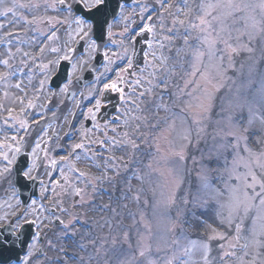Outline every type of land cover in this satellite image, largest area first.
I'll use <instances>...</instances> for the list:
<instances>
[{"label":"clouds","instance_id":"clouds-1","mask_svg":"<svg viewBox=\"0 0 264 264\" xmlns=\"http://www.w3.org/2000/svg\"><path fill=\"white\" fill-rule=\"evenodd\" d=\"M52 2L25 5L44 14L31 22L47 18L48 9L65 15ZM184 5L169 0L161 6L164 20L177 21L172 48L153 61L155 72L142 69L150 90L143 100L133 97L134 105L120 104L115 122L103 125L106 136L91 130L81 136L90 93L100 89L97 82L77 83L91 60L73 74L67 91L56 93L57 112L49 120H63L46 133L56 137L50 151L63 148L75 166L90 152L96 171L74 178L83 199L73 207L67 193L64 223L31 243L27 264H264V0ZM21 52L17 48V56ZM57 71L59 84L64 71L55 65L46 76ZM67 92H78L70 105L64 104ZM81 140L88 146L77 154L72 145ZM105 187L107 202L99 196ZM216 231L225 243H214Z\"/></svg>","mask_w":264,"mask_h":264},{"label":"rangeland","instance_id":"rangeland-1","mask_svg":"<svg viewBox=\"0 0 264 264\" xmlns=\"http://www.w3.org/2000/svg\"><path fill=\"white\" fill-rule=\"evenodd\" d=\"M33 3H39V0H2V2H0V17H3L2 19L0 18V37H4L5 34H7L8 32H11L13 30H20V31L24 32V30L26 29L27 30L26 34L29 36V41L31 42V40H32V46H29V47H27V46L26 47L10 46L7 48H5V47L2 48V46H0V115L1 116L4 115L6 118H8L9 115L17 114V117L15 119L16 123L19 121L24 123V122L28 121V118H29V120L30 119L33 120L34 118L38 117L42 113V109H44L45 103L48 100L51 101L50 97L47 96L48 94L46 92L47 88L45 86L46 85L45 74L42 75L40 68L36 71V73L34 75L27 76V77H20L19 76V72L24 66H28V65L32 66V62L37 64L36 59H35V61H33L32 56L29 55L28 57H25L24 53H34L35 54L34 57H36V58L39 56H42L40 53V48H42L40 42L38 41V39L36 37L30 35V29H27L25 26L26 22L31 23L32 28L34 26H37L39 24L40 20H38L37 22H31V21H33L34 17L44 15L41 9H36L35 11H33L30 9V7H28L30 9V13L29 14L24 13V11L27 9V7H25V5H31ZM149 4H151L150 7H152L154 5L152 0H147V3H145V0H144L143 6H146V10L150 8ZM184 6H185L184 3L181 6V2H179L177 4L178 8L181 7L180 9H183ZM9 8H11L12 11L6 12L5 10L9 9ZM131 12H133V11H131ZM137 12L139 13L138 10H137ZM49 15H50V9H48L47 18L50 17ZM163 15H165V14L162 13L159 15V17H161ZM135 20H136V18L134 17L131 21V24ZM43 21H44V19H43ZM148 25H153L155 28V31L150 32V34H151L150 42H153V46L151 47V49L149 47V50L147 52L148 55H146L147 60H153L152 53H155L156 58L154 60L159 61L160 60L159 58L161 56H164L166 53H168L169 49L172 48L173 41L168 42V41H165L163 39L164 36H169V37L174 36V35H170V31L172 30V20L171 19L164 20V25H165L164 28H161L159 19L154 20V21H149ZM160 43L164 44L163 48H160L158 46ZM179 43H180V41H175V44L177 46L179 45ZM58 45H55L52 42L49 44V46L46 48L47 49L46 58L42 59V57H41V59H42L41 63H48V60L49 61L53 60V58L49 59V55L52 53L50 49H51V47H57ZM87 47L88 46H86V48ZM17 48L23 49V52H21L19 54V56H17V54H16ZM173 51H174V49H173ZM69 56H71V54H69ZM3 60H8L9 64L7 66H5L2 63ZM22 61H23V63H22ZM145 67H146V63H145V66L143 68H145ZM150 70L153 71V69H151V68H150ZM140 72H141V70L138 73H136V78L140 77V75H139ZM29 77H31V79H29ZM42 80L44 81V86H43L44 88H41V85H40V81H42ZM16 85H19V87H16ZM144 87H145V85H144ZM144 87H138V88L141 89L142 91H144ZM41 96H47V97H41ZM143 99H144V97H143ZM143 99H141V100H143ZM72 100H71V102H72ZM29 101H31L33 106H31V107L29 106ZM102 105L103 104L101 103L100 108H99L100 110H101ZM100 110H95L93 115H95V117H96L97 111L100 112ZM88 117L92 118L89 115H88ZM12 123H13V121H12ZM54 123H58V121L53 122V124ZM50 124H51V122L48 125H50ZM83 124H84V122H83ZM98 124L101 126L100 129H103L104 124L99 123L96 119L94 120V124L90 127V129L99 135L102 132H98L96 130V126ZM26 125H28V124H26ZM49 128H48V130H49ZM47 133H50V132L48 131ZM21 136H22V132H21L20 128L16 127L13 131L7 132L4 130L2 125L0 126V140H4V141L9 143V142H11L10 138L14 137V138H16V141L19 143ZM31 139H32V130L28 136V142L30 145H32ZM50 139H55V136H52L51 138H49V136L45 134V136H42L37 140V142L40 143V148L38 149V154H39L38 158L40 160V163L45 165L44 167L46 168V171L48 172L47 175L44 174L43 176L39 177V178L44 179V181L47 178L48 179L51 178V174H53V176H56L58 171H59L58 169H52L51 171H48L50 166L47 164V162L44 159V149L50 150V147L48 146V141ZM12 143H14V142L12 141ZM87 146L88 145H86V147ZM34 149H35V143L33 144L32 152L34 151ZM57 153H58L57 149L55 151H50V155L53 157H57ZM7 154L9 155V159H11L9 152H7ZM77 154H79V153H77ZM15 156H16V154H15ZM14 161H15V159H14ZM33 165H32V169L34 168ZM77 165L81 166L82 171L88 173V175L93 174L96 171L94 165L91 163V153H87L86 155H84L82 158V161L78 162ZM13 166H14V163H11V164L7 163L5 165L0 166L1 167L0 168V186L3 183L2 181L5 177L8 179V177L13 175V178L10 179L8 182L7 190L10 192L12 198L15 201V206H14L13 211H12L13 213H11L9 215L6 214V216H4V217H7V218L2 217L0 219V225H3L4 223L6 224L9 221H14V223H16L19 221L18 220L19 218L23 219V220H21L22 222L34 221L36 223V228L38 229V232H39L38 236H41L42 242H43L45 239V233H47L49 235V237H51V232L49 231L50 226L54 229L57 228L56 226H54L53 220H51V222H49L48 217L51 215L50 211H49L50 209H53L55 211V215H56V217H58V219L60 221H63V222L65 221L66 213L64 215H61V213H62L61 208L67 209V204L64 203V198L67 195V193H64L63 195L57 196L52 191V184H51V186H47L46 184H43V186H42V184H41V191H42V187H45V186L48 187V189H49V191L47 192L48 198L46 200V196H45L44 192H42L43 200H36L34 206H33V201H32V204L31 203L29 204V206L32 205V207L30 208V210L32 211V218L28 219L29 216H28V213L26 212L27 209L25 211H20L19 200H18L17 196L15 195L16 194V188H14L15 185H14ZM5 167H7L9 169L8 172L3 171V169ZM31 176L32 177H29V178H35L33 175H31ZM75 177H77V176H75L73 173L70 174L71 183L75 184L77 187L82 188L80 185V181L75 180L74 179ZM61 179H62L61 176H58L57 180H61ZM54 181H56V180H54ZM13 185H14V187H13ZM57 191H59V190H57ZM109 194H110V190L107 187L101 188L99 191V196L104 198L106 202H107V196ZM92 195L96 196L94 193H92ZM82 199H83V196L81 197V196L71 195L70 202L73 205V207H75L79 204V202ZM61 200L63 201V203L59 204V201H61ZM58 204H59V206H57ZM41 206H43V207H41ZM33 207H35V211H33ZM25 213H27V215H25ZM77 223H79V221H77ZM217 233H219L220 235H217ZM210 235H214V238H215L214 243L216 245H220V244L225 243L226 237L224 236V233L222 231H216L215 233H210ZM36 241L37 240H35V242ZM212 255H218L217 251L214 250L212 252ZM28 259H30V258H28Z\"/></svg>","mask_w":264,"mask_h":264},{"label":"snow or ice","instance_id":"snow-or-ice-1","mask_svg":"<svg viewBox=\"0 0 264 264\" xmlns=\"http://www.w3.org/2000/svg\"><path fill=\"white\" fill-rule=\"evenodd\" d=\"M57 2L59 3L60 6H64L67 4L66 0H53V2L50 3L49 6L55 7ZM80 2L83 4V6L85 8H87L89 10L88 13H93L95 11H99L101 9V7L106 3V0H80ZM163 4H164V0H161V6H163ZM140 7H141V12L146 11V6L142 5ZM67 10L69 12H71V6L70 5H67ZM5 11L11 12L12 9L9 8V9H6ZM168 11L170 13L171 8H169ZM49 19L51 21L52 18H49ZM122 19L128 20L129 16H123ZM159 20H160L161 28H164L165 27L164 18L161 16L159 18ZM57 22L59 23L60 21H57ZM64 22L68 23L70 25L73 23L76 25V27L74 29H71L68 32L69 39H71L73 37V35L78 37L80 40L89 39L88 30L90 29L91 26L89 25V22L87 20H85L82 17L73 16L70 20L66 19ZM175 22H177V21L173 20V23H175ZM200 22H201V24L205 23L203 18H201ZM145 29H147V31H150V32L155 31V28L153 25H145V27L140 28V32L141 33L144 32ZM107 35L109 37H113L115 35H120L122 37H126L128 43L125 44L124 40H121V41L112 40V41H110L111 44L117 45V47L120 49V51L118 53H113L110 50H108V51H105L103 53L104 59L107 60L108 63L104 65L105 72L101 73L100 75H98L96 77V82L99 84H102V88L98 89L95 92L90 93V95H92L93 98H96L97 96L102 97V95H100V93H104L105 90L111 89L113 92H119L121 94L120 99L124 103H129V101H131V104L134 105L135 101L132 99L133 97L141 98L145 95L146 91L150 90V89H146L144 87L145 84L149 83L148 79L146 77H141V76L138 78H135L130 85L129 93L125 94V90L121 87H118V84H122L125 81V75L129 73L130 69H133V60L128 58L126 64H124V66L118 67V71L112 67L115 60L123 61L126 57L129 56V50L133 49V47H134L131 43V40L133 37L130 35V30L127 28V26H125V28L119 33L113 32L111 30V26H109ZM47 39L51 40V41H56V40H58V36L55 32H53L51 34V36L47 37ZM163 39L165 41L170 42L169 36H164ZM149 46L151 49V47L153 46V42H149ZM158 46L160 48H163L164 44L160 43ZM64 47L67 49V52H69V53L74 51V49L69 47L67 45V43L65 44ZM50 50L53 53H59L62 49L59 47H51ZM88 50H89V52H94L97 50V46H96L94 41H92L90 44H88ZM44 52H45V48H43V47L40 48L41 55H43ZM24 55H25V57L29 56L28 53H24ZM145 55H148V54L146 53ZM152 55H153V60H154L156 58L155 53H152ZM32 59H33V61H35L36 57H32ZM60 59L68 60V59H70V57L67 54H65L63 57L58 56V58L56 60L50 61L49 63H41L39 65L41 73L45 74L46 79H47L46 74L51 72L53 65H55ZM89 59H91V57H89ZM159 59L164 60L165 57L161 56ZM153 60H147L145 63H146V68H151V69H153V72H155L157 69H156V67L153 66ZM2 63L5 66H7L9 64V61L3 60ZM22 63H23V61H22ZM84 63H87V61H84ZM76 67H77L76 65H73L74 71L76 70ZM89 71H91V69H89ZM113 71L116 72L115 79H109V80H107V82H105L104 77L106 76V74L108 72H113ZM132 75L136 76V73L133 72ZM29 79H31V77H29ZM40 85H41V88H43V86H44L43 80L40 81ZM16 87H19V85H16ZM137 87H144V91L139 92L137 94ZM62 91H67L66 87H65V89H62ZM101 103H102V100L96 98L95 104L92 107H89L87 110V115L91 116L93 120L96 119V117H95V115H93V113L95 110H98L100 108ZM29 106L30 107L33 106L31 101H29ZM24 123H26V122H24ZM100 127L101 126L98 124L96 126V130L99 131ZM89 130L90 129L82 130L81 136L86 137ZM112 131H117V129H112ZM101 134L105 135V136L107 135V133H105V132H102ZM109 139H111V138H109ZM99 143L103 144L104 141H100ZM113 143H116V142L113 141ZM2 147L7 148V147H9V145L4 144V145H2ZM72 147H73L74 151L76 152V150L85 149L86 144L83 142V140H81L80 142L73 144ZM35 148L39 149L40 143H38V142L35 143ZM12 151L18 153L19 151H21V149L19 147H13ZM34 155H35V152H34ZM0 158H3V160L7 161L8 164H11L13 162L11 159H9V155L4 151H0ZM44 159L47 162V164L50 166L48 171H51L52 169H58L60 176L62 178L61 180H56V181H53V183H52V191L55 195L60 196V195H63L64 193H68L70 191L71 195H73V196H81V197L83 196L84 189L77 187L75 184L71 183L70 174L73 172H78L79 173L78 177L85 178L88 176V173L81 171L77 166L69 163V158L66 156H60V157L51 156L49 149H44ZM33 167H35V164L33 165ZM3 171L8 172L9 169L7 167H5L3 169ZM30 174H31V170H29V172L25 173V175H27V176H30ZM47 174H48V172L46 171L45 175H47ZM57 190H59V191H57ZM48 191H49L48 187H46V186L42 187V192L47 193ZM62 203H63L62 200L59 201V204H62ZM59 204L57 206H59ZM34 205H35V201H33V206ZM41 207H43V206H41ZM33 211H35V207H33ZM61 211L66 212L67 209L61 208ZM25 215H27V213H25ZM4 218H7V217H4ZM56 219H58V217ZM28 223H32V222H28ZM63 223L64 222L61 221V224H63ZM68 226H70V224ZM217 235H220V234L217 233ZM193 245L195 246V242H193ZM225 254L229 255L230 253H225ZM30 255H31V253L29 252L28 256H30ZM27 261H28V258L26 257L24 260V264H27Z\"/></svg>","mask_w":264,"mask_h":264},{"label":"bare ground","instance_id":"bare-ground-1","mask_svg":"<svg viewBox=\"0 0 264 264\" xmlns=\"http://www.w3.org/2000/svg\"><path fill=\"white\" fill-rule=\"evenodd\" d=\"M53 129H54V125L51 126L50 131L52 132ZM30 170H31V173H33L34 175H35V172L38 173L39 175L44 171L43 166H40V168H38L35 171L34 169H32V163H31ZM7 182H8V179H5L2 185L0 186V192H1L0 193V218L4 217L6 214L9 215L13 213L12 211L15 206V201L12 198L10 192L7 190L8 188Z\"/></svg>","mask_w":264,"mask_h":264}]
</instances>
